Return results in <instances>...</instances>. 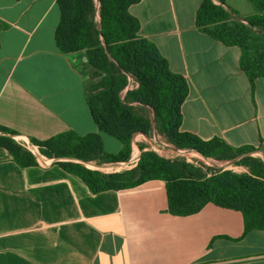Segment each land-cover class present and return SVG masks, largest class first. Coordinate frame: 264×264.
Masks as SVG:
<instances>
[{"label":"crops","instance_id":"1","mask_svg":"<svg viewBox=\"0 0 264 264\" xmlns=\"http://www.w3.org/2000/svg\"><path fill=\"white\" fill-rule=\"evenodd\" d=\"M201 2L140 0L129 12L139 20V34L188 83L180 129L231 147L253 146L249 154L262 158L264 78L251 81L240 68L239 47L197 26ZM225 7L240 17L256 13L249 0H226ZM59 20L56 0H0V127L13 133L0 134L27 149L31 140L68 131L99 132L86 102L92 68L83 51L58 49ZM101 137L104 149L112 146L109 153L121 150L119 140ZM155 138L135 134L127 161ZM31 152L37 163L22 166L0 145V264H264V230L244 233L238 210L209 202L196 213L174 215L162 179L93 192L57 163L82 161ZM173 155L164 156L179 154Z\"/></svg>","mask_w":264,"mask_h":264},{"label":"trees","instance_id":"2","mask_svg":"<svg viewBox=\"0 0 264 264\" xmlns=\"http://www.w3.org/2000/svg\"><path fill=\"white\" fill-rule=\"evenodd\" d=\"M140 0H56L60 20L55 41L63 53L83 51L94 77L86 102L99 132L79 135L60 133L45 141L31 140L42 155L59 160L67 172L77 175L93 191L120 189L150 179L165 181L167 210L174 215L198 212L205 204L238 210L243 215L244 233L264 230V162L250 155L253 146L231 147L215 137L203 140L180 129L181 105L188 83L171 71L157 47L139 34V20L129 12ZM256 13L240 17L225 7L226 0H202L196 12L197 26L225 46L240 49L239 65L248 78H264V0H249ZM98 5V6H97ZM96 8L98 19L96 18ZM4 24L0 22V27ZM131 77L137 86L121 94ZM132 102L152 110L158 133L178 149H193L216 160L235 159L247 169L240 173L217 170L188 162L184 157L168 158L143 150L136 165L114 172L90 168L83 162L127 161L131 140L137 133L151 134L152 121L136 111ZM3 133L11 131L0 127ZM101 133L122 143L116 154L107 153ZM0 145L22 166L37 163L36 156L14 138L0 134ZM239 157L238 159H236Z\"/></svg>","mask_w":264,"mask_h":264},{"label":"rangeland","instance_id":"3","mask_svg":"<svg viewBox=\"0 0 264 264\" xmlns=\"http://www.w3.org/2000/svg\"><path fill=\"white\" fill-rule=\"evenodd\" d=\"M96 18L98 19V10H97V8H96ZM87 76H89L90 78H93L95 75H94V73L91 70V71H89L87 73ZM93 83H97V82L96 81L95 82H91L90 84H93ZM89 90H90V88H89ZM121 98H122V100H124L125 99V94L122 93L121 94ZM134 106L136 108V111H138L139 113H141L144 116H146L149 119H151V121H152L151 133H154L156 135V138H157V141H154L153 142V145H155L157 147L156 149H158V151H160V153H162L164 155H171V154L172 155L173 154L176 155L178 153L179 155H177V156L184 157L186 160L188 159L187 160L188 162H191V163L196 164V165H199L200 163H203L206 166L213 167V168H215L217 170H220V169L226 170L227 169V170H231L233 172L240 173V168L236 167L235 164H233V163H226V161H228V160H222V161H220V160L217 161L216 159H212L211 160V159H209L210 157L209 158H204L203 156H201L197 152H189V151H187L185 149H183V151H179V152L177 151V153L173 152V149H170V148H168V147H166V146H164V145H162L160 143V142L167 143V141L157 131L156 123L154 121L153 112L149 108L144 107V106H141L139 104H136ZM111 139H113L114 141H116V138H111ZM21 142H23V141L21 140ZM111 149H112V146L110 147V145L107 144V146L105 148V151L109 153L111 151ZM36 154L38 156H40L41 152L38 150L36 152ZM92 163L95 164V165H97L99 162L92 161ZM100 164L101 165H103V164L105 165V164H113V163H100ZM101 165H99V166H101ZM90 168H94V167H90ZM126 168L127 167L125 165H122L120 167L112 166L111 168H108V169H101V168H94V169H99V170L104 171V172H114V171H120V170L126 169ZM241 172H243V171H241Z\"/></svg>","mask_w":264,"mask_h":264},{"label":"built area","instance_id":"4","mask_svg":"<svg viewBox=\"0 0 264 264\" xmlns=\"http://www.w3.org/2000/svg\"><path fill=\"white\" fill-rule=\"evenodd\" d=\"M136 86H137V83L131 77H129L128 84H127V86L125 87V89L123 91L127 92L128 90H131V89H133ZM155 141H157V138H155ZM160 143L162 145L170 148V149H175V147H173L168 142L167 143L160 142ZM27 147L31 151H33L34 153H36L38 151L37 148L34 145L30 144V143H27ZM156 148L157 147L155 145H153L152 147L149 148V150H153V151L157 152L158 154H160L161 156H164V154L160 153V151H158V149H156ZM34 149H36V151ZM138 159H139V154L133 156L129 161L121 162V166L125 165L127 168H132V167H134L136 165ZM118 163H120V162H117L116 164H118ZM116 167H118V166H116Z\"/></svg>","mask_w":264,"mask_h":264},{"label":"bare ground","instance_id":"5","mask_svg":"<svg viewBox=\"0 0 264 264\" xmlns=\"http://www.w3.org/2000/svg\"><path fill=\"white\" fill-rule=\"evenodd\" d=\"M35 151H36V149H34ZM88 165V167H94V168H101V169H104L103 167H105V166H118V167H120L121 166V163H118V164H103V165H101V166H98V165H95V164H93L92 162H90L89 164H87ZM106 169H108L109 167H105Z\"/></svg>","mask_w":264,"mask_h":264},{"label":"water","instance_id":"6","mask_svg":"<svg viewBox=\"0 0 264 264\" xmlns=\"http://www.w3.org/2000/svg\"><path fill=\"white\" fill-rule=\"evenodd\" d=\"M154 115V114H153ZM175 149H177V148H175ZM193 150V149H192ZM195 152H197V153H199L198 151H196V150H194ZM201 156H203L204 158H209V157H206V156H204V155H202L201 153H199ZM164 157H167V156H164ZM239 157H237L236 159H238ZM209 159H211L212 160V158H209ZM262 160H263V162H264V155H263V157H262ZM219 161V160H218ZM220 161H222V160H220ZM234 161H235V159H232V160H228V161H226V163H234ZM83 163H85V164H88V163H90V162H83ZM117 162H114L113 164H116ZM98 166L99 165H101L100 163H98L97 164Z\"/></svg>","mask_w":264,"mask_h":264}]
</instances>
